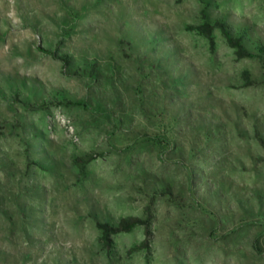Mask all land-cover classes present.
Returning <instances> with one entry per match:
<instances>
[{
	"label": "rangeland",
	"instance_id": "374dc122",
	"mask_svg": "<svg viewBox=\"0 0 264 264\" xmlns=\"http://www.w3.org/2000/svg\"><path fill=\"white\" fill-rule=\"evenodd\" d=\"M0 264H264V0H0Z\"/></svg>",
	"mask_w": 264,
	"mask_h": 264
},
{
	"label": "trees",
	"instance_id": "16d2710c",
	"mask_svg": "<svg viewBox=\"0 0 264 264\" xmlns=\"http://www.w3.org/2000/svg\"><path fill=\"white\" fill-rule=\"evenodd\" d=\"M215 23L223 29L229 42L234 47H236L243 56H253L254 55L253 53L245 49L243 42H242V37H236L232 35L228 27V24H226L223 21H216ZM145 224H146V221L138 217H128V218H122L114 226L110 225L109 223H99V227L103 231V239L108 240L111 234L121 233V232H130L136 227L145 225Z\"/></svg>",
	"mask_w": 264,
	"mask_h": 264
}]
</instances>
